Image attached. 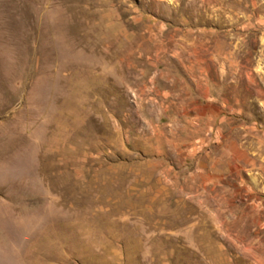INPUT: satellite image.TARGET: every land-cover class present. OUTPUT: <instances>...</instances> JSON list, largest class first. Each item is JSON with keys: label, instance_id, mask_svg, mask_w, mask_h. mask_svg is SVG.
I'll list each match as a JSON object with an SVG mask.
<instances>
[{"label": "rangeland", "instance_id": "1", "mask_svg": "<svg viewBox=\"0 0 264 264\" xmlns=\"http://www.w3.org/2000/svg\"><path fill=\"white\" fill-rule=\"evenodd\" d=\"M0 264H264V0H0Z\"/></svg>", "mask_w": 264, "mask_h": 264}]
</instances>
